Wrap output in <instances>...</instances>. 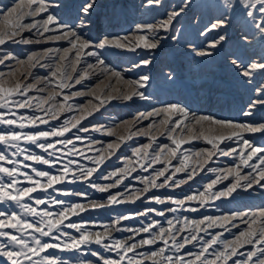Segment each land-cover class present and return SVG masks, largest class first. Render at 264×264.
I'll use <instances>...</instances> for the list:
<instances>
[{
  "label": "snow or ice",
  "instance_id": "6c2138e0",
  "mask_svg": "<svg viewBox=\"0 0 264 264\" xmlns=\"http://www.w3.org/2000/svg\"><path fill=\"white\" fill-rule=\"evenodd\" d=\"M191 3L186 0L185 4L178 10L168 13L167 18L159 21L157 24L138 25V35L133 41H129L128 37H104L97 43H93L85 34L84 30L90 27V20L95 12L96 0H87L80 6L77 15V25L75 27L61 23L53 14L49 12V4L45 0H26V3H17L11 7L0 9V45H4L11 41L14 44H41L48 42L64 41L68 47L47 48L43 52H34L27 57V60H17V67L7 73L0 72V125L7 126V130H0V145L5 146L4 151H0V205H8L9 209L0 208V237H4L6 243H0V257L7 260L8 264H76L72 258H60L54 255L43 256L41 253L47 252L49 249H59L61 252H80L85 245H98L107 252H115V259H110L100 255L97 251L91 250L90 254L97 257L98 262L102 264H264V208L252 212H236L230 215L218 217H206L205 219L196 221L184 220L183 226L176 227L180 223L177 219L168 220V228L159 227L158 231L153 233L152 229L157 227L156 222L142 229L120 228L121 219H132V216H123L115 220V225H102L103 231H90L88 226L83 222L82 213L92 209H101L111 205L135 203L137 200L146 198L149 202L156 204H170L168 211L177 212L180 210L198 211L195 207H185L190 203H196L201 208L209 205L222 198H228L236 189L243 188L245 190L251 188L254 184H260L264 181V146H257L250 139H245L244 134H264V122L253 123H235L231 120L215 119L210 116L194 117V122L184 124L188 120L189 113L186 108L179 104H168L165 107L154 109L150 112H140L132 120L125 121L123 125L125 134H119L116 129H109L104 134L108 136H116L115 143H108L104 149H96L99 153L97 156L84 157L91 160L92 167L79 164L76 160L69 158L67 163L63 162L62 156L56 153L61 152L63 156L73 157L82 155L80 150L76 148L71 138L64 139L66 133L77 129L78 131H87V128H80L82 121L92 115V110H88L87 106L81 108L68 102L76 96L92 95L93 99L99 100V104L93 105L96 111L105 102L112 99H122L124 101H132L134 98L146 100L149 97L140 91L147 87L149 77L141 75L136 80H126L120 72L111 69L102 58V50L105 49H126L135 51L138 48L155 50L159 47L160 41L166 37L158 35L160 32L168 33L173 28V22L176 17L180 16L185 8ZM242 7L246 11L244 15L251 18L254 22L257 17L256 12L260 13V22L255 23V27L259 29L261 36H264V0H241ZM149 6H159L160 0H148ZM224 5L228 10L233 8L229 0H224ZM58 6V5H57ZM42 13H48L47 17L42 20H31L25 23L26 17L35 18ZM227 17L211 24L207 29L209 32L216 31L225 27ZM44 39H28L24 38L25 31L32 32ZM46 33L50 35L45 36ZM246 39V37H245ZM226 40L224 34H218L207 46V49H194L195 55L199 57L212 56V49L221 47ZM127 41V43L125 42ZM100 50V51H97ZM55 53L53 57L50 54ZM86 57H95L96 63H87ZM15 57L12 54L0 56V65L6 60H12ZM51 60L54 63V69L51 70L50 77L36 76L34 69L39 67L47 68L48 64L42 61ZM84 63L85 67L81 68ZM151 63L150 59H141L138 63H134L133 67L147 66ZM231 64L239 69V74L245 78L252 79L255 74L264 78V62H251L244 64L243 61L233 59ZM93 75H103L107 78L96 88L89 92H69L64 94L65 89H71L76 85H82ZM31 78V82H29ZM112 78L122 85V88H114ZM171 78V77H170ZM53 81L55 83L53 84ZM43 84L44 87H40ZM58 89V90H57ZM114 91L117 95H112ZM46 96L29 95L30 93H44ZM62 96V101L58 97ZM33 101H36L34 104ZM92 102L89 101V104ZM47 106V107H46ZM264 111V86H262L259 98L251 101L250 107L244 111V116L252 117L254 110ZM80 112L79 115H73L70 119H66L59 126H53L48 130L41 129L40 125H48L51 120L59 119L63 112H71L74 110ZM13 109H33V115H19ZM180 116V119H173L174 116ZM47 117V118H46ZM156 117H161L156 121ZM150 120L151 122L146 128L132 131L137 127L138 122ZM207 125V126H206ZM214 126V127H213ZM32 129L33 131H25ZM177 129L180 131L177 132ZM186 129V134L185 133ZM95 131L100 132L101 128ZM167 134L171 145H157L153 150L152 164H164L165 167L156 170L152 177L142 180L144 187L138 191H134L129 195L124 192L113 194L110 189L118 187L121 180H114L112 184L100 185L92 180V176L97 172L99 166L105 160L107 153L109 158L119 149L121 143L131 140L134 136H146L149 143L142 145L134 150V155L139 156L143 153L144 157L149 156V150L153 149L158 136ZM57 138V139H53ZM236 139L242 141V150L239 151V163L233 167L223 170V175L206 185L203 191H199L193 195H187L183 199L172 196L161 197L152 194L148 197V193L152 189L160 188H179L187 180L193 179L199 171H203L204 167L209 164L213 156L217 153L229 156L232 153L221 150L220 145L226 140ZM203 139L210 149H202L194 153H187L179 160V167H175L174 171L169 173V166L173 159H177L180 149L191 144L193 140ZM76 140H81L77 136ZM96 143H101L96 141ZM21 144L35 145L44 153L48 154V158L30 152ZM57 144L61 147L58 149ZM71 145V147H69ZM174 146V147H173ZM15 149V151H10ZM67 149V152H64ZM109 150H112L110 153ZM236 150L233 149L232 152ZM23 156V160L32 161L33 164L47 165L49 168H56L55 173L39 170L32 165L21 163L16 157ZM254 157L258 158V163L249 164ZM195 158V159H194ZM195 166H191V164ZM131 163V161H129ZM7 165H11L8 167ZM75 165V166H74ZM241 166L251 167L254 171L258 170V176L251 173L241 175ZM143 168L144 165H141ZM24 168H31L34 175H29L23 171ZM189 168L191 169L189 171ZM127 174L128 167L119 170ZM131 171H135L132 168ZM215 171V170H213ZM187 172V179L173 180L176 173ZM117 173L113 172L102 178L107 180ZM229 176L235 177V182L230 186H226L224 190H216L215 185L228 179ZM4 177L7 179L5 180ZM23 177V179H21ZM161 178H163L161 180ZM159 181V182H158ZM244 183H241V182ZM85 184L88 188H94L99 193H108L106 203L99 202L95 199H89L88 203H80L73 201L66 203L64 200L57 199L53 196L64 197H81L88 199L86 192L69 189V185ZM57 185L63 187L58 188ZM264 187V185H261ZM58 206V210L53 208L49 210L47 206ZM15 206V208H13ZM40 206H45L41 210ZM15 209H19L17 212ZM148 211L155 212L157 216H164L163 210L149 208L146 212H138L137 215H146ZM80 216L81 222H70L71 217ZM25 217H32L35 223L29 222ZM240 218L247 228L241 230L232 240L221 241L220 236L223 233L214 235L211 240H198L200 231H207L212 227L226 228L227 224L233 219ZM206 227L201 228V225ZM74 229L79 236H73L63 231V227ZM4 229H12V232L3 231ZM191 229L188 236L178 237L176 233H183ZM31 230V243L24 238V233ZM127 231L132 233L124 240L112 237V231ZM141 232L147 233L149 238L141 237L139 241L135 237ZM38 233V235H35ZM47 237L48 240L42 238ZM64 237L65 239H61ZM171 241V244L169 242ZM198 242L201 247L198 252L189 251L185 258L181 254L188 244ZM163 245L161 247H150L147 252H137L145 246ZM214 245H221L219 250ZM195 246V245H193ZM245 246H251L250 250L242 253L240 249ZM170 249L172 250L170 252ZM209 249H212L209 252ZM129 253L134 254L129 256ZM243 256L244 259L238 257ZM38 257V259H34ZM237 257V259H233ZM91 264V262H89Z\"/></svg>",
  "mask_w": 264,
  "mask_h": 264
},
{
  "label": "rangeland",
  "instance_id": "374dc122",
  "mask_svg": "<svg viewBox=\"0 0 264 264\" xmlns=\"http://www.w3.org/2000/svg\"><path fill=\"white\" fill-rule=\"evenodd\" d=\"M26 3V0H0V9L5 7L14 6L17 3ZM49 4V12L53 14L61 23L68 26L75 27L77 25V15L80 6L85 4L87 0H45ZM186 0H160L159 6H149L148 0H96L95 12L90 20V27L85 31L86 36L93 42L97 43L104 37H128L129 41H133L134 37L138 35V25L157 24L159 21L166 19L168 13L172 11H178ZM229 3L233 5L231 10H228L224 5V0H191V3L176 17L173 22V28L168 33L160 32L158 35L166 37L160 41L159 47L155 50H147L138 48L135 51H128L126 49H105L102 50V58L105 59V63L113 70L118 71L126 80L139 79L141 75H147L149 80L147 87L140 89L149 98L141 100L134 98L132 101H124L122 99H112L110 102H105L100 106L99 111L93 108V105L99 104V100L93 99L92 95L76 96L73 100L69 101V104L80 106L83 108L87 106L88 110H92V115L84 119L79 125L80 128H87V131H78L72 129V131L66 133L64 139L71 138L76 145V148L80 150L82 155L68 157L63 156L61 152H57L58 156H62L63 162L67 163L69 158L76 160L79 164L87 167H92L90 159L84 157H93L99 155L96 149H104L108 143H115L116 136H108L104 134L109 129H116V131L124 135L123 125L125 121L132 120L140 112H150L154 109L165 107L168 104H179L186 108L189 113L188 120L184 121V124L194 122V117L210 116L215 119L231 120L235 123H253L264 122V111L254 110L252 117L244 116V111H247L250 107L251 101L259 98V93L264 86V78L255 74L252 79L245 78L239 74V69L231 64L233 59L243 61L244 64H250L251 62H264V36H261L259 29L255 27V23L260 22V13L256 12L257 17L254 22L251 18L244 15L246 11L242 7L241 0H229ZM58 5V6H57ZM48 13H42L35 18L26 17L25 23L31 20H42L47 17ZM227 17V24L225 27L216 31L209 32L207 29L211 24L218 20L225 19ZM218 34H224L226 40L221 47L212 49L213 55L206 57H199L195 55L194 49H207L208 44L216 38ZM50 35L46 33L45 36ZM24 38L36 40L44 39V37L38 36L35 30L32 32L25 31L23 33ZM246 37V39H245ZM127 43V41H125ZM56 47H68L64 41L60 42H48L41 44H14L11 41L4 45H0V56L5 54H12L15 59L6 60L3 65H0V72L7 73L13 68L17 67V60H27V57L34 52H43L47 48ZM100 51V50H97ZM51 56L55 57L56 54L52 53ZM150 59L151 63L147 66L141 65L140 67H133L134 63H138L141 59ZM87 63H96L95 57H86ZM49 67H37L33 70L36 76L50 77L51 70L54 69V63L51 60L42 61ZM85 67V64H81V68ZM171 77V78H170ZM104 80L107 83V78L103 75H93L89 80H86L82 85H76V87L64 90V94L69 92H89L91 89L100 85L101 88L104 85L100 84V81ZM31 82V78H29ZM55 81H53V84ZM112 85L114 88H122V85L116 82L115 78H112ZM40 87H44L43 84ZM58 90V89H57ZM112 95H117L112 91ZM29 95L46 96L44 93H30ZM62 101V96L57 98ZM89 101L92 103L89 104ZM35 104L36 101H33ZM47 107V106H46ZM4 109H0V112H4ZM17 112V116L33 115L35 114L33 109H13ZM80 112L74 108L71 112H63L60 114L59 119L51 120L48 125H40L41 129L48 130L53 126H59L66 119H70L73 115H79ZM47 118V117H46ZM180 116H174L173 119H180ZM156 121H159L161 117H156ZM150 120H143L138 122L137 127L132 129L133 132L138 128H146ZM207 126V125H206ZM101 128L100 132L95 131L96 128ZM214 127V126H213ZM0 130H7V126L0 125ZM25 131H33L32 129H26ZM180 130L177 129V132ZM186 134V129L185 133ZM81 137V140H76V137ZM245 139H250L257 146H264V134H244ZM57 139V138H53ZM100 141L101 143H96ZM150 141L146 136H134L131 140H127L121 143L119 149H116L114 154H111L110 158L108 154H105L104 162L99 166L96 173L93 174L92 180L100 185L112 184L114 180H121V183L116 188L110 189L113 194L124 192L125 195H129L134 191H138L144 187L142 180L152 177L156 170L163 169L164 164H152L153 150L157 145H171V141L168 139L167 134L158 136L157 142L153 145V149L149 150V156L144 157L143 153L139 156L134 155V150L142 145L148 144ZM21 147H26L30 152L36 153L48 158V154L44 153L41 149L31 144H21ZM61 147L57 144V148ZM71 147V145H69ZM174 147V146H173ZM242 141H238L235 138L232 140H226L220 145L221 150H226L232 154L224 156L217 153L213 156L208 165L204 167L203 171H199L193 179L187 180V183L182 184L179 188H160L152 189L148 193V197H151L153 193L161 197L172 196L175 198L183 199L187 195H193L199 191H203L208 183L215 180L218 175H223V170L233 168L239 163L238 153L242 150ZM211 145L204 142L203 139L193 140L191 144L184 145L179 153L177 159L171 161L169 166V173L174 171L175 167H179V160L184 154L194 153L202 149H210ZM235 149V152L232 150ZM5 146L0 145V151H4ZM10 151H15L11 149ZM67 152V149H64ZM111 153L112 150H109ZM261 155H264L262 153ZM21 163L32 165L39 170H46L52 173L57 171L56 168H49L47 165L33 164L32 161H24L23 156L16 157ZM195 159V158H194ZM131 161V163H129ZM2 163V162H0ZM258 163V158L254 157L249 164ZM191 164V162H190ZM141 165H144L142 168ZM11 167V165H7ZM75 166V165H74ZM128 167L127 174L120 172L122 168ZM191 166H195L191 164ZM264 167V166H262ZM135 168V171H131ZM191 169L189 168V171ZM215 170V171H213ZM241 175L251 173L254 176H258V170H253L251 167L241 166ZM23 171L29 175H34L31 168H24ZM113 172L117 175L110 179H103V176H107ZM2 176V174H0ZM6 180L7 178L4 177ZM23 179V177H21ZM163 178H161L162 180ZM187 179V172L176 173L173 180ZM159 182V181H158ZM235 182L234 176H229L228 179L223 180L215 185L216 190H224L226 186H230ZM241 183H244L243 181ZM264 181L260 184H254L251 188L245 190L243 188H237L235 192L228 198H222L215 202H210L208 206L201 208L196 203H190L185 207H195L198 211L180 210L177 212L168 211L169 207H174L170 204H156L149 202L146 198L137 200L135 203H124L111 205L101 209H92L88 212L82 213L83 222L88 226L90 231H103L102 225H115L117 218L123 216H132V219H121L119 225H115L120 228H133L142 229L145 226H150L153 222H156L157 227L152 229L155 233L159 227L168 228V220H173L175 223L177 219L180 220L179 224H176L177 228L183 226L184 220H202L206 217H218L230 215L236 212H252L258 211L264 208ZM58 188L63 187L57 185ZM69 189H74L80 192H86L89 194L88 199L75 200V197L57 196L53 193L57 199L64 200L66 203L77 201L80 203H88L89 199H95L99 202L106 203L108 193H99L94 188H88L85 184L69 185ZM49 210L55 208L58 210V206H47ZM0 208L5 210L9 209L8 205H0ZM15 208V206H13ZM41 210L45 206H40ZM149 208L156 209L157 211L163 210L164 216H157L155 212L148 211L146 215H137L138 212H146ZM19 212V209H15ZM29 222L35 223L32 217H25ZM70 222H81L80 216L71 217ZM63 227V226H62ZM206 227L201 225V228ZM247 228L240 218L233 219L227 224L226 228L212 227L207 231H200L198 234V240L208 241L211 240L214 235L223 233L220 236L221 241L232 240L239 234L241 230ZM3 231L12 232L16 235L12 229H4ZM63 231L73 235L79 236L74 229L63 227ZM119 234H123V231H112V237L117 239ZM132 233L129 232L128 235ZM191 234V229L183 233H176L178 237L188 236ZM31 230L24 233V238L31 243L30 239ZM35 235H38L36 233ZM141 237L147 239L149 235L141 232L136 236L135 240L139 241ZM48 240L47 237L42 238ZM61 239H65L61 237ZM0 243H6L4 237H0ZM171 244V241L169 242ZM195 245V246H193ZM163 245L145 246L143 252L150 250V247H161ZM201 244L193 242L188 244L182 249L181 254L185 255L188 259L187 253L198 252ZM221 245H214V248L219 250ZM251 246H245L240 249L242 253H246L250 250ZM91 250L97 251L100 255L115 259V252H107L98 245H85L80 252H61L59 249H49L45 253H41L43 256L54 255L60 258H72L76 261V264H102L97 261V257H93L90 254ZM172 250L170 249V252ZM212 249H209L211 252ZM129 256H131L129 254ZM244 259L243 256L238 257ZM38 259V257H34ZM233 259H237L234 257ZM0 264H8L7 260L0 257ZM27 264V262H26ZM127 264V258L125 260ZM150 264V262H146ZM229 264H232L229 261Z\"/></svg>",
  "mask_w": 264,
  "mask_h": 264
},
{
  "label": "bare ground",
  "instance_id": "6f19581e",
  "mask_svg": "<svg viewBox=\"0 0 264 264\" xmlns=\"http://www.w3.org/2000/svg\"><path fill=\"white\" fill-rule=\"evenodd\" d=\"M87 197H89V194H87ZM82 199H84V198H81V197H75V200H82ZM50 206V205H49ZM69 229H71V228H69ZM73 230V229H72ZM129 234V232H127V231H123V234H119L118 235V237H117V239H119V240H124V239H126L127 237H129L130 235H132V234H130V235H128ZM136 238V237H135ZM140 251H143V249H138L137 250V252H140ZM131 256H133L134 254H132V253H129Z\"/></svg>",
  "mask_w": 264,
  "mask_h": 264
}]
</instances>
